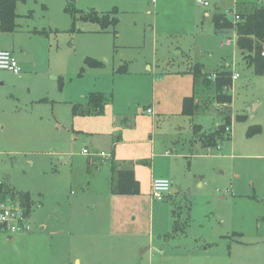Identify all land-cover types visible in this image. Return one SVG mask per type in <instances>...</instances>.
Wrapping results in <instances>:
<instances>
[{
  "label": "rangeland",
  "instance_id": "374dc122",
  "mask_svg": "<svg viewBox=\"0 0 264 264\" xmlns=\"http://www.w3.org/2000/svg\"><path fill=\"white\" fill-rule=\"evenodd\" d=\"M207 1L16 2L0 49L25 53V70L0 69V174L38 183L30 216L52 264H264V75L212 21L264 0ZM197 66L210 81L230 71L229 107L201 77L194 87ZM92 92L102 112L74 116ZM192 94L199 106L184 115ZM224 114L230 129L204 146L194 126L209 132ZM83 147L112 158L90 162ZM110 164L133 170L138 192L113 194ZM155 178L176 191L152 199Z\"/></svg>",
  "mask_w": 264,
  "mask_h": 264
},
{
  "label": "trees",
  "instance_id": "16d2710c",
  "mask_svg": "<svg viewBox=\"0 0 264 264\" xmlns=\"http://www.w3.org/2000/svg\"><path fill=\"white\" fill-rule=\"evenodd\" d=\"M18 0H0V31L13 32L16 27L17 13L15 12L16 2ZM69 8V5L66 9ZM241 19L235 24L234 28L237 36V46L242 53V57L247 64L253 67L256 74L264 75V5L256 7L252 12L239 13ZM86 19L99 20L102 26L110 22L114 23L115 19L109 18L108 15L98 17L94 12L84 16ZM214 28L217 30H230L233 26L232 20L224 13H214L212 16ZM193 85H197V81L201 77L204 80V85H211L214 90L213 99L220 105V109L229 107L231 103V94L227 92V87L231 86L230 71L223 69L215 73L213 81L208 80L205 74L194 67ZM207 79V80H206ZM213 85V86H212ZM85 103H75L72 105L73 115H89L100 114L105 103V96L100 92H92L86 95ZM223 104V105H222ZM199 106L195 95L185 97L182 101V113L192 116ZM230 115L224 114L223 122L216 125L209 132H202L196 125L195 133L201 136V143L204 146L216 145L226 133V128L230 125ZM112 171L111 175V192L113 194H135L139 190V181L135 178L134 172L131 169H117L113 164H110ZM8 192L9 189L4 190ZM12 195L18 196L22 202L29 205V196L24 193L12 192ZM29 207V206H27Z\"/></svg>",
  "mask_w": 264,
  "mask_h": 264
},
{
  "label": "built area",
  "instance_id": "2783aa9c",
  "mask_svg": "<svg viewBox=\"0 0 264 264\" xmlns=\"http://www.w3.org/2000/svg\"><path fill=\"white\" fill-rule=\"evenodd\" d=\"M156 0H151L155 3ZM199 5H208L207 0H195ZM233 26L230 30V35L226 36L223 40L225 45L237 46L235 24L241 19L240 14L234 10L231 13ZM264 54V50H263ZM0 69H6L12 71L14 74H19L22 71V67L10 50H0ZM239 74L237 72L231 73L232 81L237 79ZM232 86V85H231ZM230 86V88H231ZM223 105V104H222ZM152 109L147 108V113L152 114ZM230 129L229 127L227 128ZM82 152L86 155H94L90 153L87 148H83ZM166 155H170L171 152L167 150ZM97 155L102 158L109 159L111 155L100 152ZM171 181L166 178H155L150 182V196L152 199L160 200L163 196L171 190ZM4 181L0 178V233L11 236L13 234L29 232L32 229V224L29 220V205H26L18 196L12 195L11 191H4Z\"/></svg>",
  "mask_w": 264,
  "mask_h": 264
},
{
  "label": "crops",
  "instance_id": "0c3cea01",
  "mask_svg": "<svg viewBox=\"0 0 264 264\" xmlns=\"http://www.w3.org/2000/svg\"><path fill=\"white\" fill-rule=\"evenodd\" d=\"M205 15H208V14L205 13ZM8 33H13V32H8ZM5 50H10L13 53V55L15 56V58L17 59V61L22 67V71L20 73H23V71L25 70V67L23 66L22 62L24 60L25 53H23L21 50H20L21 51L20 53H14L12 49H5ZM71 112H72V106H71ZM149 115H152V114H149ZM2 128H4L3 125H2ZM83 148H86V147H83ZM81 154L87 156L90 162H92L94 156H99L97 155L98 153H93L94 155L92 156L86 155L82 152V150H81ZM99 157L101 159H106V158H102L101 156ZM8 172H10L9 169L8 171L7 170L3 171L2 169L1 174H0V178L4 181V189L5 190L9 189V191L15 192V193L28 194L29 199H30L29 200V220L32 224V229L29 232L17 233L11 236L0 233V264H52L53 261L50 255L38 254V237H39L38 235H40L38 233H41V232H38V230L33 231V221L31 220V216H30L31 206L33 204L32 195L30 193L32 189L30 187H33L34 188L33 191H36L38 193V189H37L38 183H33V182L27 183L25 181L23 182L15 181L13 180L11 173L9 174ZM35 172L37 173V170H35ZM171 189L173 192L176 191V189L173 187ZM4 246H7L9 248L8 249L9 251L1 250V248H3ZM75 262L79 263L80 259L79 258L75 259Z\"/></svg>",
  "mask_w": 264,
  "mask_h": 264
}]
</instances>
